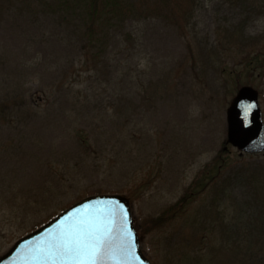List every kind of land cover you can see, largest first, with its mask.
Wrapping results in <instances>:
<instances>
[{
  "label": "rangeland",
  "instance_id": "1",
  "mask_svg": "<svg viewBox=\"0 0 264 264\" xmlns=\"http://www.w3.org/2000/svg\"><path fill=\"white\" fill-rule=\"evenodd\" d=\"M144 1L149 6L146 10L133 12L135 16L111 28L110 46L104 56L107 67L102 75L98 69H73L69 80L84 91H74L69 99L63 92H56L52 100V84L63 80L64 72L71 70V63L79 57L77 49L63 38L70 30L65 20L62 23L59 17L42 13L36 18L26 10L0 21V89L13 72L16 84L33 83L30 97L38 105L36 115L17 118L20 124L16 123L13 130L20 131L16 139L24 145L15 155L0 147V174L18 170V188L30 183L36 187V200L21 215V220L31 215L26 220L30 225L27 233L34 222L43 220V225L55 210L58 214L69 203L99 189L101 193L128 196L136 225L141 228L145 218L156 217L182 197L227 142V108L237 90L232 92L230 81L220 80L213 69L201 72L195 68L188 58L189 44L196 52V63L209 64L205 50L215 45L219 23L242 24L247 35L264 32V0ZM151 1H157L156 8L151 9ZM171 4L174 15L170 13ZM24 18L36 25L39 36L34 38ZM128 32L132 34L129 42L125 40ZM262 66L263 74L249 84L259 89L264 114V60ZM242 67L237 74L247 72ZM146 86L161 94L158 102L143 98ZM115 89L134 94L139 105L131 123L134 138L128 136L122 120L112 123L105 114V103ZM107 123L113 130L105 126ZM86 124L94 129V138L90 145H81L75 132ZM115 126L126 130L124 138L115 137ZM9 131L0 126V136ZM228 146L230 161L240 156L238 148ZM256 154L244 155L264 161V152ZM57 167L62 183L48 194L53 197L49 202L39 192L44 189L43 177L54 168L58 173ZM13 175L4 176V184ZM233 193L243 200L246 189L238 183ZM17 225L14 231L0 226V256L26 234L17 231ZM173 229V224L165 225L160 231L153 230L154 235L143 236L142 247L151 260L152 256L156 261L157 254L159 264H165L164 234Z\"/></svg>",
  "mask_w": 264,
  "mask_h": 264
},
{
  "label": "trees",
  "instance_id": "2",
  "mask_svg": "<svg viewBox=\"0 0 264 264\" xmlns=\"http://www.w3.org/2000/svg\"><path fill=\"white\" fill-rule=\"evenodd\" d=\"M172 1L174 4L181 0ZM173 4L170 6L171 15H174ZM150 6L151 9L156 8L157 1H151ZM148 7L144 0H0V21L15 12L24 14L26 10L36 18L41 17L39 14L42 13L45 16L59 17L62 23L65 20L70 30L63 38L68 39L69 46L77 49L79 57L76 62L71 63L72 69L64 72L62 78H65L61 81L57 79L52 84V100L56 92H63L69 99L74 91H84L69 80L73 69L76 66L83 70L98 69L101 72L99 76L102 75L103 69L107 67L104 56L110 46L111 28L115 24L124 23L129 16H135L131 15L133 12L146 10ZM23 20L27 21L26 18ZM27 24L35 35L34 38L39 36L36 25L28 21ZM216 31L215 45L205 50L210 58V65L196 63V52L189 44L188 58L195 68L199 67L201 72L213 69L220 80L230 81L232 92L244 83L258 79L259 74H263L261 67L264 60V32L247 35L242 24L231 26L225 23H219ZM76 35L78 39L74 38ZM131 39L132 34L128 32L125 40L129 42ZM198 51L201 52V48ZM11 54L18 55L19 52ZM241 66L247 71L244 75L237 74ZM14 80L12 72L0 89V126L10 128L6 136H0V147L11 156L24 145L23 141L16 139L19 138L20 131L13 130L17 128L16 123L20 124L17 118L36 115L38 109V105L33 104V98L30 97L34 89L33 83L24 81L21 85ZM148 85L152 83L148 81ZM146 92L147 94H143L145 100H160L161 94L152 92L148 86ZM133 96L134 94L115 89L105 103L108 105L105 111V114L108 113V120L112 123L122 120L131 138L135 137L131 123L136 117L138 105ZM105 126L110 129L108 123ZM113 134L115 137L124 138L126 130L115 126ZM75 135L81 145H90L94 138V129L86 124V128L78 129ZM228 145V142L224 143L223 149L216 153L211 164L203 167L201 174L188 185L182 197L165 206L156 217L145 218L141 228H138L143 239L146 238L143 237L146 233L154 235L153 230L160 231L161 227L173 224L174 229L164 234L165 264H264V161L246 159L241 153L230 161ZM57 170L58 173L54 168L49 175L43 177V191H49L46 197L43 191L39 192L49 202L53 201V197L48 194L53 193V188L56 190L60 182L61 169L57 167ZM12 174L14 175L9 178V183L4 184V176ZM4 176L0 174V226L14 231V225L18 224L17 231L27 233L30 225L26 220L31 215L24 220H21V215L36 200V187L30 183L25 188H18V170H11ZM238 183H242L246 189L243 200H239L233 193ZM101 192L99 189L96 193ZM75 202L66 206L69 207ZM56 214L57 210L49 218ZM42 221L34 222L31 231L41 226ZM155 256L156 261L151 256L153 264H159L158 255Z\"/></svg>",
  "mask_w": 264,
  "mask_h": 264
},
{
  "label": "water",
  "instance_id": "3",
  "mask_svg": "<svg viewBox=\"0 0 264 264\" xmlns=\"http://www.w3.org/2000/svg\"><path fill=\"white\" fill-rule=\"evenodd\" d=\"M228 142L242 153L264 152V118L259 91L243 85L227 109ZM89 234L102 236L97 264H153L142 247L132 203L123 194H94L66 208L19 238L0 264H64L65 246Z\"/></svg>",
  "mask_w": 264,
  "mask_h": 264
},
{
  "label": "snow or ice",
  "instance_id": "4",
  "mask_svg": "<svg viewBox=\"0 0 264 264\" xmlns=\"http://www.w3.org/2000/svg\"><path fill=\"white\" fill-rule=\"evenodd\" d=\"M104 244L102 236L89 234L88 238H77L73 244L65 246L68 260L64 264H97L98 253ZM101 264L103 258L100 257Z\"/></svg>",
  "mask_w": 264,
  "mask_h": 264
}]
</instances>
